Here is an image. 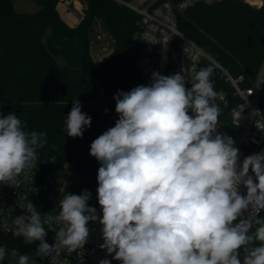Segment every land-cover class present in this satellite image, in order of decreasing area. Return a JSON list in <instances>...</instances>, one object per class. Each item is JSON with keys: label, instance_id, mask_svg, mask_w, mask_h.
Here are the masks:
<instances>
[{"label": "clouds", "instance_id": "obj_1", "mask_svg": "<svg viewBox=\"0 0 264 264\" xmlns=\"http://www.w3.org/2000/svg\"><path fill=\"white\" fill-rule=\"evenodd\" d=\"M212 73L211 66L195 73L154 72L149 85L118 91L115 126L90 145L100 163L96 191L102 215L88 205V190L66 194L50 245L42 215L28 200L13 219V236L26 245L39 242L41 258L62 250L71 254L87 243L89 222L98 221L100 248L120 264H264V152L238 164L233 139L217 132ZM72 105L67 135L82 137L91 117L76 97ZM46 143L45 132L26 131L14 113L0 118V183L11 186L25 169L32 170L37 149ZM6 253L0 247V261ZM11 255L18 253L13 249ZM18 264H29V256L19 255Z\"/></svg>", "mask_w": 264, "mask_h": 264}, {"label": "trees", "instance_id": "obj_2", "mask_svg": "<svg viewBox=\"0 0 264 264\" xmlns=\"http://www.w3.org/2000/svg\"><path fill=\"white\" fill-rule=\"evenodd\" d=\"M34 1L40 9L29 14L17 12L15 0H0V118L14 113L26 131L45 132L47 143L37 153L58 166L67 163L84 180V190L96 191L100 163L90 155L88 144L115 126L119 114L113 97L118 91L145 85L137 67L141 17L114 0H84L83 18L71 26L58 9L64 0ZM177 18L180 31L229 75L244 77L241 87L253 85L264 64V6L256 9L244 0H224L213 6L198 5ZM100 26L114 47L109 59L97 64L91 48ZM207 66L213 68L214 90L228 95L231 109L237 99L224 72L204 59L203 67ZM74 97L91 117V126L76 138L67 135L65 124ZM219 121L229 120L224 115ZM38 243L26 245L23 237L0 232V247L7 248L0 264H10L13 249L27 254L29 261H42L36 255ZM108 259L120 264L111 255Z\"/></svg>", "mask_w": 264, "mask_h": 264}, {"label": "built area", "instance_id": "obj_3", "mask_svg": "<svg viewBox=\"0 0 264 264\" xmlns=\"http://www.w3.org/2000/svg\"><path fill=\"white\" fill-rule=\"evenodd\" d=\"M114 1L129 7L141 17L140 31L136 37L139 48L137 67L145 86L152 82L154 72L173 75L185 68L186 71L195 73L203 67L204 59L209 60L218 70L224 72L226 81L233 89V97L237 99V103L229 109L231 101L228 95L217 93L216 104L220 109L218 117L227 115L229 120L219 121L217 132L233 139L234 147L239 149L238 164L248 155L264 152V64L253 85L248 88L241 87L244 77L235 79L229 75L218 61L210 57L178 27V14L198 5L213 6L224 0H146L141 5H134L127 0ZM244 2L256 9L264 6V0ZM61 3L65 4L67 12L73 10V1L70 4L66 0ZM188 85L190 84L186 82L185 86ZM90 145L91 143L88 144L89 148ZM249 175H253L251 171ZM78 178L79 175L67 163L58 166L54 160L45 159L37 153L36 166L32 170L25 169L11 186L0 183V232L13 233L16 227L13 219L23 214V206L30 200L42 215L43 226L47 231L45 241L52 245L55 232L61 226L54 219L57 215L55 204L61 192ZM240 193L246 194L243 185L240 186ZM260 216L264 217V211ZM101 229L98 222L95 230L89 233L83 249L71 254L62 250L59 254L53 253L43 258L42 261H29V264H99L102 259L110 256L106 250L100 248L103 243Z\"/></svg>", "mask_w": 264, "mask_h": 264}, {"label": "rangeland", "instance_id": "obj_4", "mask_svg": "<svg viewBox=\"0 0 264 264\" xmlns=\"http://www.w3.org/2000/svg\"><path fill=\"white\" fill-rule=\"evenodd\" d=\"M69 1V4L73 1V10L71 12H67L66 6L64 3L59 5V11L62 15L63 19L68 22L70 25L76 26L80 23L84 16L85 9L87 8V2H82V0H66ZM134 5H141L146 0H129ZM14 7L19 13H29L33 14L39 11L40 7L38 3L34 0H15ZM114 47V41L109 35V33L105 30L104 27H98L96 31V40L91 48V56L95 63L100 64L107 61L111 55V52ZM60 64H64V61L60 58ZM73 188L76 195L81 194L83 189L85 188V182L83 179L78 178L73 181ZM91 193V198L88 201V205L90 207H95L98 215H102L100 206L98 204L97 193L94 190L89 191ZM97 222H89L88 227L90 231H92L95 226H97ZM19 254L15 257L11 256L10 264H18ZM32 264V263H31Z\"/></svg>", "mask_w": 264, "mask_h": 264}, {"label": "crops", "instance_id": "obj_5", "mask_svg": "<svg viewBox=\"0 0 264 264\" xmlns=\"http://www.w3.org/2000/svg\"><path fill=\"white\" fill-rule=\"evenodd\" d=\"M61 16H62V15H61ZM62 18H63V17H62ZM67 23H68V22H67ZM68 24H69V23H68ZM69 25H70V24H69ZM71 26H73V25H71ZM72 186H73V183L70 185V187H68L67 189H65L64 191L61 192L60 198H59V200L57 201V203L55 204V207H54L55 213H56L57 215L59 214V211H60V207H59L60 200H62V199L64 198V196H65L66 194H68V193L75 194L73 188H71ZM85 186H86V184H85ZM83 190H84V189H83ZM94 191H95V190H94ZM96 193H97V192H96ZM95 228H96V226H95ZM95 228H94L92 231H94ZM92 231H90V232H92Z\"/></svg>", "mask_w": 264, "mask_h": 264}, {"label": "water", "instance_id": "obj_6", "mask_svg": "<svg viewBox=\"0 0 264 264\" xmlns=\"http://www.w3.org/2000/svg\"><path fill=\"white\" fill-rule=\"evenodd\" d=\"M91 33H94V34H95L94 30H92ZM84 71H85V72H88V70H87V65H86L85 62H84Z\"/></svg>", "mask_w": 264, "mask_h": 264}]
</instances>
